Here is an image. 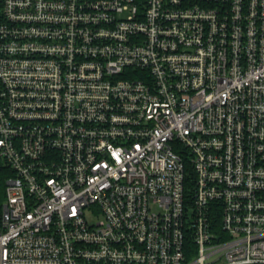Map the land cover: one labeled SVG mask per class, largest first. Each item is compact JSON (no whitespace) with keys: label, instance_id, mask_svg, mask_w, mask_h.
<instances>
[{"label":"built area","instance_id":"2783aa9c","mask_svg":"<svg viewBox=\"0 0 264 264\" xmlns=\"http://www.w3.org/2000/svg\"><path fill=\"white\" fill-rule=\"evenodd\" d=\"M0 264H264V0H0Z\"/></svg>","mask_w":264,"mask_h":264},{"label":"trees","instance_id":"16d2710c","mask_svg":"<svg viewBox=\"0 0 264 264\" xmlns=\"http://www.w3.org/2000/svg\"><path fill=\"white\" fill-rule=\"evenodd\" d=\"M193 171L190 165L187 166L186 169V180H185V186H186V191L191 193L192 192V187H193ZM219 224V223H217ZM218 228V225H217Z\"/></svg>","mask_w":264,"mask_h":264}]
</instances>
